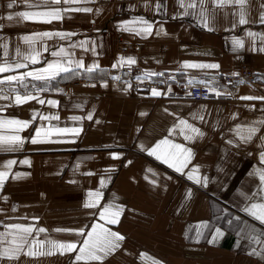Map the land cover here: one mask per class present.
Returning a JSON list of instances; mask_svg holds the SVG:
<instances>
[{"label":"crops","instance_id":"crops-1","mask_svg":"<svg viewBox=\"0 0 264 264\" xmlns=\"http://www.w3.org/2000/svg\"><path fill=\"white\" fill-rule=\"evenodd\" d=\"M8 2L0 0V17L60 9L62 19L50 23L42 22L45 18L0 19V66L10 69L0 73V80L36 72L48 62H60L70 70L47 81L26 77L22 82L0 83V121H31L19 132L14 126L0 127V136L24 139L16 151H0V172L9 173L0 189V251L15 247L11 241L18 236L16 229L6 225L33 226L25 251L30 245L35 251H47L49 242L82 241L83 237L73 232L56 229H79L97 222L98 209L83 205L90 192L99 191L103 193L101 207L122 208L119 223L107 226L125 236L121 249L103 264H153V258L162 264H264L260 256L249 255L253 249L264 255V225L241 210L252 203H264L259 195L245 199L261 186L258 170L264 169L260 163L264 140L258 139V133L251 142L242 143L233 131L237 125L253 126L264 120V101L240 99L264 96V52L259 50L264 47L260 19L264 0H248L243 9L248 23L243 25L238 22L239 6L217 8L205 0L211 31L203 26L198 0L195 9L187 7L192 0H183L185 7L179 0H78L60 5L18 0L12 9L7 8ZM158 2L163 7L157 9ZM77 8L92 11L71 10ZM141 20L152 24L151 35L137 34L145 26ZM44 32L51 33V38L23 39ZM56 33L73 35L61 38ZM117 37L139 46V54L117 53ZM236 40L242 46H236ZM61 49V55H51ZM36 52L40 62L32 64L26 57ZM120 58H134L136 63L121 65ZM77 61L85 67L77 68ZM17 63L27 67L18 69ZM185 63H216L220 67L186 68ZM132 66L145 72L163 71L169 86L156 90L164 94L151 96L155 88H144L130 73L114 74ZM243 66L253 69L262 80L257 87L242 85L233 92L221 91L219 96L212 91L220 99L230 96L228 101L195 102L175 86V82H215L238 73ZM87 67L94 70L89 73ZM16 95H32L45 103L33 99L18 105ZM49 100L57 104L50 105ZM181 119L204 135L186 140L190 133L185 130L182 134ZM37 129L42 142L32 144ZM165 138L192 150L191 163L184 172L198 167L201 178H208L206 187L140 150L141 145L151 148ZM160 151L170 148L162 145ZM113 154L119 158L114 159ZM25 159L29 164L21 163ZM13 160L16 163L8 168ZM17 173L20 176L14 179ZM39 228L46 231L41 233ZM216 229L222 235L210 244ZM40 241L44 242L42 249ZM141 253L147 256L141 257ZM74 256L57 253L32 258L21 253L19 261L5 259L0 264H73Z\"/></svg>","mask_w":264,"mask_h":264},{"label":"snow or ice","instance_id":"snow-or-ice-1","mask_svg":"<svg viewBox=\"0 0 264 264\" xmlns=\"http://www.w3.org/2000/svg\"><path fill=\"white\" fill-rule=\"evenodd\" d=\"M18 2V0H10V2L7 3V8L12 9L13 6ZM25 3H27V0H24ZM47 4L52 5H60L63 4H70V3H76L78 0H45ZM209 3L214 5L217 8H224V7H236L239 6L240 8V18H239V24L243 25L248 23V21L245 19L244 16V6L247 4L248 0H208ZM180 6L185 7V4L183 0H179ZM199 6L201 8V17L203 19V26L208 27L211 31L212 29L208 25V19L206 16L207 9L205 8V0H198ZM29 7H34L38 5H28ZM157 9L163 7L159 2L155 5ZM188 8L195 9L197 7V0H192L191 3L187 4ZM262 8H264V4L261 5ZM72 11L77 12H91V8H77V9H71ZM64 11H69V9H64ZM40 18H45L42 20V22L50 23L52 20H60L62 19L61 10L60 9H54L51 11H44V12H16L14 14H8L6 17H0V19H7L8 21H12L14 19L17 20H38ZM261 22L264 23V13L261 14ZM140 23L144 24L145 26L141 28L137 34H145V35H151L153 26L151 23L147 21L141 20ZM2 27V25H0ZM127 30V29H126ZM51 33L44 32L42 34H35L33 37H23L25 42H32L37 38L42 37H48L51 38ZM56 35L61 36V38H66L67 36L73 35V33L68 34H60L56 33ZM249 35H254L252 33H249ZM234 44L236 46H242V42L240 40L234 41ZM84 46V43H81V47ZM5 48H7V45H4ZM261 52H264V47H261L259 49ZM45 51H47V48H45ZM62 53H64V49H61L60 52H52L51 55L53 56H59ZM7 54V53H5ZM39 56L40 53L36 52L35 55H31L29 57H26V59L30 60L32 64L39 63ZM126 62L129 65L135 64L136 61L134 58H127L125 61L124 58H120V64ZM68 63H71V61H68ZM114 67L118 65H113ZM16 68H25L27 67V64L17 63L15 65ZM77 68H84L85 65L82 61L76 62ZM98 67V65L96 66ZM184 67L186 68H209V69H218L220 66L216 63H185ZM10 69L7 66H0V73L8 72ZM70 69L68 67H64L61 65L60 62H48L46 67L43 69L37 70L36 72L29 71L27 73H23L20 76H7L3 80H0V83H4L5 81L11 82L15 80H20L21 82L26 77H32L36 80H50L57 75H59L61 72H68ZM93 67H87L86 71L91 73L93 71ZM155 75V74H153ZM160 75H163V73H160ZM233 75H238V73H233ZM116 79H119L118 77ZM189 83H193L192 81H189ZM239 83H243V81H239ZM106 86V85H105ZM171 91V89H169ZM211 91L215 92L217 96L222 95V93L216 92L215 89H212ZM151 96L158 97L161 96V91H158L156 89H151ZM190 96L191 93H188ZM37 99L40 104H44L45 101L42 99H38V97L28 95V96H15V103L16 104H23L26 103L29 100ZM240 99L244 100H260L264 101V96H242ZM48 104L55 106L57 104L56 101L49 100L47 101ZM251 108H255V105H252ZM167 111V109L165 110ZM261 111H264V109H261ZM141 115H144L141 113ZM174 115V114H173ZM89 120L92 119V116L89 115L87 117ZM235 114L233 115V119H235ZM36 119V115H33L32 120ZM41 119H50V117H41ZM51 119H58V117H51ZM73 119H78L77 117H73ZM201 120H203V117H200ZM31 121H22L17 119L12 120H4L0 121V127L4 126H14L15 130L17 132L22 131L29 127V124ZM179 124L183 126L182 134L186 130L189 135H185L186 140H192L197 137L203 136L204 133L199 129L196 128L193 125L188 124L186 120H179ZM260 125V127H257L255 125ZM262 128H264V120L255 121L253 126H241L237 125L236 128L233 130L236 133L237 138L242 143H249L253 140V137H256L258 133H261L258 136V139L264 140V132H262ZM59 131V130H58ZM79 130H76L78 134ZM171 135V130L170 133ZM41 133L40 130L37 129L35 132V136L31 139L32 144L41 143L42 141L38 139L40 137ZM24 143V139L19 135H11V136H0V151H16L17 148L22 147ZM226 143L233 144L234 142L232 140H227ZM162 145H168L170 148V151L168 152H161ZM141 151H146L149 156H154L157 160H160L162 163L167 164L168 167L173 168L176 172L180 173L181 175H186L187 179L190 181H193L196 185H201L206 187L208 183V178L205 176L201 178L199 175V168L196 166H193L192 169L185 173L184 169L188 167V165L191 163V159L193 156L192 150L189 148H185L182 145L171 143L167 138L161 140L160 142L156 143L154 147L151 148H145L143 145L140 146ZM174 150V151H172ZM114 159H118L119 157L115 154H113ZM16 161H9L7 164L8 168H11L13 164H15ZM21 163L23 164H29V161L27 159L23 160ZM128 163H131V161H128ZM260 163L264 164V151L260 152ZM78 167V166H77ZM91 174V173H89ZM250 175H254L253 173H250ZM259 175V181H260V188L259 192H253L251 196H247L245 194V199L251 200L253 197L259 195L262 200H264V169L258 170ZM9 173L8 172H0V189L3 188L4 182L8 179ZM20 174L17 173L13 178H19ZM170 179V177H169ZM101 187H104V181H101ZM192 195L191 189L188 190L187 197L190 198ZM103 198V193L97 191V192H90L88 194V199L84 203L85 208L89 209H98L99 216L98 221L91 223L90 225H86L85 227L88 228V231L85 232V227H81L79 229H56V231H64V232H73L78 236L83 237L82 241L79 242H67V243H57V242H49L50 247L47 251H35L33 250V247L30 245L28 249L25 251L24 246L29 243L28 237L32 235L33 233V226H23V225H6L5 227L14 228L17 230L18 236L14 238L11 241V244L15 245V247L12 248H5L3 251H0V260H17L19 261L21 258V253L24 256L36 258L38 256H51L59 253L60 255L65 254H71L75 253V256L73 258V264H77V262L84 261L85 264L89 261H95L99 262V264H103V261L109 256L114 254L116 251L120 250L122 247V242L125 240V236L120 234L119 232L113 231L110 227L107 225H116L119 223V217L122 213V208L119 205H105L103 207L100 206V200ZM4 199H7L5 197ZM15 210V209H13ZM242 211L246 212L249 216H251L254 220L258 221L259 224L264 225V203H252L249 207L241 209ZM95 215V214H93ZM235 219L239 220V217H235ZM99 221H104V223H99ZM231 223V221H229ZM39 232L43 233L46 231L44 228H39ZM264 234V230H262V233ZM217 235H222L220 232V229H216V234L213 235V238L208 241V243H214L216 240ZM256 243H262L259 240L255 241ZM33 243H36L35 241ZM39 247L42 249L44 247V242L40 241ZM249 255H257L260 256L261 259H264V255L261 253L256 252L255 249H253ZM147 256L146 253H141V257ZM153 264H162L161 261L155 260L153 258Z\"/></svg>","mask_w":264,"mask_h":264},{"label":"built area","instance_id":"built-area-1","mask_svg":"<svg viewBox=\"0 0 264 264\" xmlns=\"http://www.w3.org/2000/svg\"><path fill=\"white\" fill-rule=\"evenodd\" d=\"M122 43L117 46V52L126 53L127 51H133L134 53H139V46H128ZM121 73H130L134 77L139 78V81L137 83L144 88L165 90L169 86V82L165 78L163 71L145 72L142 71L138 66H132L129 68H124L121 71L114 72L116 76L120 75ZM160 73H163V75H160ZM261 80V77L256 74L253 69L247 66H243L238 70V75L225 76L215 82H206L196 85L190 83L175 82V86L180 92L186 95H188V93H191V95L188 96L195 102H219L230 100V96H228L227 99H220L212 95V89H215L216 92H233L236 87L242 85L257 87ZM239 81H243V83H239Z\"/></svg>","mask_w":264,"mask_h":264},{"label":"rangeland","instance_id":"rangeland-1","mask_svg":"<svg viewBox=\"0 0 264 264\" xmlns=\"http://www.w3.org/2000/svg\"><path fill=\"white\" fill-rule=\"evenodd\" d=\"M122 40L120 39V37H117L116 39H115V51H116V48H117V46L120 44V43H122V44H126V45H128V46H131V45H129V44H127L126 42H124V41H122ZM132 46H135V45H132ZM117 52V51H116ZM117 53H120V54H127V53H134L133 51H131V52H129V51H127L126 53H121V52H117ZM136 54H139V53H136Z\"/></svg>","mask_w":264,"mask_h":264}]
</instances>
